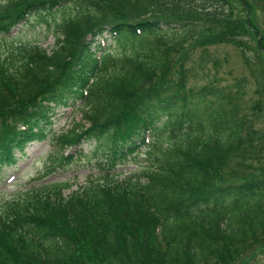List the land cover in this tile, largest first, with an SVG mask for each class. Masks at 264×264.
Returning a JSON list of instances; mask_svg holds the SVG:
<instances>
[{"label":"trees","instance_id":"obj_1","mask_svg":"<svg viewBox=\"0 0 264 264\" xmlns=\"http://www.w3.org/2000/svg\"><path fill=\"white\" fill-rule=\"evenodd\" d=\"M69 2L79 10L57 25L51 53L21 44L17 58L0 61V172L53 137L58 110L78 103L88 125L58 136L46 174L86 161L88 142L106 171L68 195V183H55L9 201L0 264H243L247 238L264 236V171L241 174L261 140L231 106L245 82L234 95L211 83L195 89L186 62L188 42L213 27L226 30V42L253 32L261 51L264 35L222 9L203 11L190 36L200 11L177 0H4L0 32ZM106 35L116 47L103 44ZM142 156L147 167L120 179L114 170ZM244 264L264 262L252 254Z\"/></svg>","mask_w":264,"mask_h":264},{"label":"rangeland","instance_id":"obj_2","mask_svg":"<svg viewBox=\"0 0 264 264\" xmlns=\"http://www.w3.org/2000/svg\"><path fill=\"white\" fill-rule=\"evenodd\" d=\"M169 4L173 0H162ZM181 5H189L193 10L200 11L198 18L194 20V32L190 36L195 37L199 29L204 24L203 11H226L231 19L247 18L252 19L258 28V32L264 35V2L263 0H225L224 3H218L217 0H177ZM4 0H0V3ZM70 2L63 5L54 15L46 16L43 20L40 17H31L28 21L14 28L9 34L0 32V61L10 59L12 55L17 58V49L21 44L40 45L47 53H51L56 46L57 25L64 19H68L79 9L74 8ZM94 5V4H93ZM173 9L176 10L173 5ZM252 13L248 17V12ZM176 12V11H174ZM226 30L220 26L213 27L211 31L197 37L189 50V57L186 67L190 71L189 86L200 89L207 84H216L234 95L237 90V83L244 81V96L239 100H232L233 105L239 107L237 114L242 117L250 118L253 123V129L261 141L255 143L256 147L261 148L262 152L258 158L251 157L241 170L244 177L254 178L264 171V50H259L258 38L256 34H244L235 37L233 42H226L223 33ZM171 32H163L164 44L173 46ZM106 35L104 40L109 48L116 47L113 41ZM199 41H196V40ZM217 40V41H216ZM218 42V43H217ZM178 48V46H177ZM180 48V47H179ZM127 54H133L131 46L126 48ZM132 51V52H131ZM206 59L209 62H206ZM217 60L218 63L211 61ZM85 105L78 103L67 109H59L53 127L54 136L41 143H33L27 149V156L23 158L16 166H7L0 172V213L3 212L5 205L15 196L24 195L28 190L34 187H52L55 183H68L69 187L64 190L68 195L71 191L77 190L89 183L92 179L101 178L106 169H99V164L104 162L102 157L90 155L93 148L89 142L84 143L81 149L87 155L86 161L82 160L73 164L66 165L65 170L58 168L55 173L46 174L50 160L58 154V136L72 129L77 125H88L84 121ZM74 148L66 149V153L74 154ZM146 149H143L145 152ZM90 158V161L88 160ZM261 159L260 162L258 159ZM148 165V159L139 157L136 161L124 162L114 171L121 172L120 179L138 174ZM113 172V170H111ZM240 180V179H239ZM242 251L239 260L242 263L248 261L250 255L258 257L264 262V236L263 240H254L249 237Z\"/></svg>","mask_w":264,"mask_h":264}]
</instances>
